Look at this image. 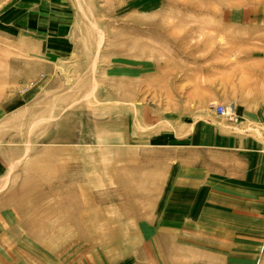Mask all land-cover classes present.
I'll return each instance as SVG.
<instances>
[{
	"label": "rangeland",
	"instance_id": "374dc122",
	"mask_svg": "<svg viewBox=\"0 0 264 264\" xmlns=\"http://www.w3.org/2000/svg\"><path fill=\"white\" fill-rule=\"evenodd\" d=\"M245 90H264V0H5L0 264H259L264 237H203L230 231L169 187L172 125L212 91L236 122Z\"/></svg>",
	"mask_w": 264,
	"mask_h": 264
},
{
	"label": "crops",
	"instance_id": "0c3cea01",
	"mask_svg": "<svg viewBox=\"0 0 264 264\" xmlns=\"http://www.w3.org/2000/svg\"><path fill=\"white\" fill-rule=\"evenodd\" d=\"M4 3L5 0H0V6ZM231 73L227 76H233ZM227 76L219 72V78L210 81L211 87H216V82L219 89L241 85V80L223 79ZM245 92L238 97L240 107L250 111L237 114L236 122H227L208 109L212 102L223 100L216 91L204 95L198 104L193 101L194 108L207 109L192 122L176 120L169 140L175 158L169 187L176 197L175 203L193 206L188 211L192 222L199 223L201 219L196 212H202L203 230L230 231L203 232V237L250 236L259 243V238L264 237V90ZM200 190L201 195H197ZM198 205L201 207L197 209ZM239 221L246 223L238 224ZM254 261L252 256L248 264ZM259 264H264V254Z\"/></svg>",
	"mask_w": 264,
	"mask_h": 264
},
{
	"label": "built area",
	"instance_id": "2783aa9c",
	"mask_svg": "<svg viewBox=\"0 0 264 264\" xmlns=\"http://www.w3.org/2000/svg\"><path fill=\"white\" fill-rule=\"evenodd\" d=\"M214 110L216 114L225 117L227 119L232 120L235 118L234 111L232 108H230V106H225L222 105L221 103H216L214 106Z\"/></svg>",
	"mask_w": 264,
	"mask_h": 264
}]
</instances>
